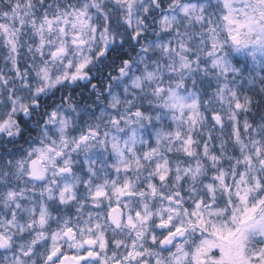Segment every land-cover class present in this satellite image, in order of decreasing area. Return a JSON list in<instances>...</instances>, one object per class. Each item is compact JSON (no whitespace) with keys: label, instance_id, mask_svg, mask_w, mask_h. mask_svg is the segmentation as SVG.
Returning a JSON list of instances; mask_svg holds the SVG:
<instances>
[{"label":"snow or ice","instance_id":"1","mask_svg":"<svg viewBox=\"0 0 264 264\" xmlns=\"http://www.w3.org/2000/svg\"><path fill=\"white\" fill-rule=\"evenodd\" d=\"M0 264H264V0H0Z\"/></svg>","mask_w":264,"mask_h":264}]
</instances>
